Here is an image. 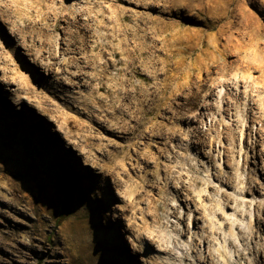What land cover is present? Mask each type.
I'll use <instances>...</instances> for the list:
<instances>
[{"label": "rangeland", "instance_id": "rangeland-1", "mask_svg": "<svg viewBox=\"0 0 264 264\" xmlns=\"http://www.w3.org/2000/svg\"><path fill=\"white\" fill-rule=\"evenodd\" d=\"M27 1L57 28L0 15V264H264V0Z\"/></svg>", "mask_w": 264, "mask_h": 264}, {"label": "bare ground", "instance_id": "bare-ground-1", "mask_svg": "<svg viewBox=\"0 0 264 264\" xmlns=\"http://www.w3.org/2000/svg\"><path fill=\"white\" fill-rule=\"evenodd\" d=\"M29 1V0H28ZM27 1V2H28ZM51 1V0H50ZM56 1V0H55ZM20 2V1H19ZM35 3H36V5H34V8L35 9H37L39 12H41L42 14H43V16H45L46 18H48V16L49 15H52L53 17H59L58 15H60V14H62V12H59L58 10H57V8L56 7H54V6H52V5H50V4H47V3H45V2H43V0H39V1H34ZM59 2V1H58ZM57 2V3H58ZM64 2V1H63ZM56 3V2H55ZM56 3V4H57ZM70 3V2H69ZM89 3V2H88ZM103 4V3H102ZM58 5V4H57ZM74 5V4H73ZM100 5V4H99ZM29 6V5H28ZM30 8V7H29ZM70 8H71V6H70ZM91 8V7H90ZM62 8H60V10H61ZM73 9V8H72ZM34 10V9H33ZM71 11V10H70ZM87 11V10H86ZM90 11V10H89ZM23 12V9L20 7V5H19V3H18V0H0V15H2L3 17H4V21L6 22V23H8V25H9V28H5L6 30V33H7V36L9 37V38H13V39H16V37H17V40H23V38H21L22 36H21V34H22V32H23V30H25V28H27L28 26H30V24H31V26H33V27H38V25H41V28H43V29H45V30H50V27H52V30H54V29H56L57 28V24H56V22L54 21L53 23L51 22V21H48V23H43L42 21H40V20H36L35 18H34V21L35 22H33V23H29L28 24V22L27 23H25V26H23L22 24H20V23H18V24H16V16L17 15H19V14H21ZM37 12V11H36ZM74 12H75V9H74ZM92 12V11H91ZM25 13V12H24ZM27 13V12H26ZM69 13V12H68ZM77 13H78V11H77ZM90 15V14H89ZM88 15V16H89ZM91 15H92V13H91ZM24 17H25V15H23ZM72 16H73V14H72ZM95 16V15H94ZM62 17V16H61ZM92 17H93V15H92ZM91 17V18H92ZM15 18V19H14ZM23 18V17H22ZM27 18V17H26ZM50 18H51V16H50ZM49 18V19H50ZM78 18V17H77ZM94 18V17H93ZM54 19V18H53ZM63 19V18H62ZM74 19V18H73ZM76 19V18H75ZM3 20V19H2ZM21 20V19H20ZM19 20V21H20ZM3 21V22H4ZM18 21V22H19ZM28 21V20H27ZM66 21V20H65ZM64 22V21H63ZM72 22V21H71ZM78 22H79V19H78ZM58 23H61V22H58ZM4 24V23H3ZM63 25V24H62ZM88 25V24H87ZM82 26H83V23H82ZM87 27V26H86ZM62 28V27H61ZM77 28V27H76ZM90 28V27H89ZM29 29H30V27H29ZM28 30V29H27ZM32 30H34V29H32ZM84 30V29H83ZM88 30V29H87ZM26 31V30H25ZM29 31V30H28ZM27 31V32H28ZM36 31V30H35ZM34 31V32H35ZM30 32V31H29ZM34 32H32V33H34ZM45 31L43 30V34H44V36H45V33H44ZM51 32V31H50ZM83 32V31H82ZM39 33H40V31H39ZM84 33H85V31H84ZM89 33V32H88ZM91 33V32H90ZM36 34V33H35ZM41 34V33H40ZM23 35V34H22ZM38 35V34H37ZM47 35H48V33H47ZM89 35V34H88ZM21 36V37H20ZM25 36V35H24ZM43 36V37H44ZM26 37V36H25ZM48 37V36H47ZM51 37V36H50ZM49 37V38H50ZM91 37V36H90ZM77 39V38H76ZM90 39H92V38H90ZM44 40H45V37H44ZM94 40V39H93ZM42 41V40H41ZM16 42V41H15ZM23 42H24V40H23ZM26 42V41H25ZM81 42V41H80ZM48 43V42H47ZM54 43V42H53ZM96 43V42H95ZM24 44H26L28 47H29V49H32V47L29 45V43L27 42V43H24ZM44 44H46V43H44ZM92 44V43H91ZM89 45V44H88ZM43 46V45H42ZM52 46H54L53 44H52ZM76 46V45H75ZM45 48H48V47H46L45 46ZM77 48H78V46H77ZM3 49H5V48H3ZM5 51V50H4ZM33 51V50H32ZM46 51V50H45ZM42 52V51H41ZM48 52L50 53V54H54L55 55V57L54 58H56L58 55H56L55 53H54V49H51V47H49L48 48ZM114 52V51H113ZM36 53V52H35ZM43 53H45L44 51H43ZM104 53H107V51L106 52H104ZM46 54V53H45ZM92 54V53H91ZM123 54V58L121 59L122 60V63L126 66V65H129L130 63H132V61L131 60H129V58H130V55H129V53H127V52H123L122 53ZM53 55V56H54ZM105 55V54H104ZM93 56V55H92ZM107 56V55H106ZM121 56V55H120ZM37 57H38V59H37V61H39L40 59H41V61H44L45 60V57L43 56V54H38L37 55ZM52 57V56H51ZM88 57H90V56H88ZM111 57V56H110ZM122 57V56H121ZM103 58V57H102ZM107 58H108V56H107ZM106 58V59H107ZM52 59V58H51ZM87 59V58H86ZM89 59V58H88ZM87 59V60H88ZM109 59V58H108ZM47 60V59H46ZM97 60H99V59H97ZM97 60H95V61H93L92 59L90 60V63H97V65L98 66H100L101 67V70H100V74H104L105 76H106V74H108L110 71L108 70V67H107V65L104 63V62H98ZM109 60H111V65L113 64V66L114 65H116L117 64V62L114 60V58L112 59H109ZM55 60H51L50 61V59L48 58V60L46 61V62H44L43 64L45 65V67H46V69H47V71H49V72H51L52 71V68L55 66V64H56V62H54ZM131 61V62H130ZM109 63H110V61H109ZM121 63V62H120ZM25 64V63H24ZM58 64H59V62H58ZM124 66V67H125ZM93 67V66H92ZM55 68V67H54ZM53 68V69H54ZM110 68V67H109ZM127 68H128V66H127ZM18 69V68H17ZM61 69V68H60ZM99 69V68H98ZM137 69H139V68H137ZM124 70V69H123ZM142 70V69H141ZM9 71V70H8ZM14 72V71H13ZM61 72H63V71H61ZM142 73V72H141ZM140 73V74H141ZM15 75V74H14ZM135 76V75H134ZM107 77V76H106ZM136 77V76H135ZM98 78V77H97ZM109 79V78H108ZM64 81V80H63ZM66 81V80H65ZM64 81V82H65ZM100 81H101V79H100ZM110 81V80H109ZM67 82V81H66ZM98 82V81H97ZM108 82V81H107ZM8 83V82H7ZM103 83H104V81H103ZM102 83V84H103ZM126 83V82H125ZM131 83V82H130ZM64 84V83H63ZM67 84V83H66ZM70 84V83H69ZM101 84V85H102ZM108 84V83H107ZM114 84V83H113ZM214 84H215V82H214ZM105 85V84H104ZM128 85V84H127ZM124 86L123 84H121V86H119V83L118 84H116V85H111V88L109 89V93H110V95H112V99H111V101H112V104H114L115 103V100L116 99H118L119 97H120V95L121 94H123L124 95V97H125V99H131L132 98V91H131V89L132 90H134V92H135V94L136 95H138V96H141L142 94V87H143V85L141 84V85H137L136 87H131V89L129 88V86ZM130 85V84H129ZM30 85H29V82L26 80V82H25V87H29ZM106 86H108V85H106ZM101 87H103V86H101ZM113 88V89H112ZM121 101V100H120ZM119 101V102H120ZM121 103V102H120ZM120 103H118V104H120ZM143 102H142V100H139V104H142ZM116 104H117V102H116ZM115 104V105H116ZM117 106H115V108H116ZM121 107V106H120ZM123 107V106H122ZM138 108H140V107H138ZM113 109V108H112ZM120 109V108H119ZM122 109V108H121ZM117 110H118V108H117ZM99 123V122H98ZM112 123V122H111ZM118 122L116 121L115 123H113L112 125H110L109 127H114V129H115V124H117ZM101 124H102V122H101ZM144 123L143 122H141L140 121V125H143ZM44 127H45V129L46 130H49V131H52L53 132V134H54V131H53V129L52 128H50V126H48V125H43ZM140 127V126H139ZM57 133V132H56ZM58 135H60L59 134V132L57 133V137H58ZM57 143H59L58 141H57ZM72 156V154H68V158H70ZM88 164H90V162L88 163ZM204 195V194H203ZM209 205V204H208ZM226 215L227 216H230L228 213H226ZM231 224H232V235L234 236V237H236L235 236V230H234V224H235V220H233V221H231ZM237 228H238V225H237ZM220 233H222V232H220ZM160 235V234H159ZM207 235V234H206ZM155 238V237H154ZM153 240V239H152ZM156 240H158V239H156ZM173 240H175V239H173ZM158 242V241H157ZM174 242V241H173ZM156 244V243H155ZM169 244V243H168ZM160 246V245H159ZM165 247V246H164ZM167 247H169V246H167ZM160 248V247H159ZM163 249V248H162ZM165 249H167V248H165ZM171 251V249H168V251ZM236 250V249H235ZM164 251V250H163ZM166 251V250H165ZM169 251V252H170ZM227 251V250H226ZM209 252H211V250L209 251ZM215 253V252H214ZM218 253V252H217ZM219 254V253H218ZM211 255H214L213 254V252H212V254ZM218 257V256H217ZM215 258V257H214ZM203 260V259H202ZM203 262H205V263H207V264H215V262L213 261V258L211 257V256H206L205 258H204V260H203ZM225 263V262H224ZM217 264V263H216Z\"/></svg>", "mask_w": 264, "mask_h": 264}, {"label": "trees", "instance_id": "trees-1", "mask_svg": "<svg viewBox=\"0 0 264 264\" xmlns=\"http://www.w3.org/2000/svg\"><path fill=\"white\" fill-rule=\"evenodd\" d=\"M59 222H60V220H59Z\"/></svg>", "mask_w": 264, "mask_h": 264}]
</instances>
